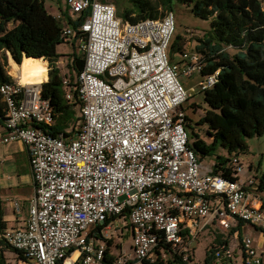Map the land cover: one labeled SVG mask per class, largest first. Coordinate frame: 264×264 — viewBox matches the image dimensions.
Segmentation results:
<instances>
[{
    "label": "built area",
    "instance_id": "2783aa9c",
    "mask_svg": "<svg viewBox=\"0 0 264 264\" xmlns=\"http://www.w3.org/2000/svg\"><path fill=\"white\" fill-rule=\"evenodd\" d=\"M56 17L63 43L84 55L77 79L62 77L82 121L71 135H52L56 114L42 83L1 85L4 142L28 147L34 192L24 225L0 240L33 264H65L72 249L79 253L73 264H168L173 257L188 264L197 237L213 230L222 235L211 249L214 264H239L236 256L264 264L257 239L244 231L264 234L259 182L238 155L215 173L216 162L203 165L190 147L189 92L180 76L202 75L205 62L197 51L184 53L182 64L170 61L173 11L129 23L117 17L115 0H67ZM219 75H202L199 89L212 88ZM13 205L19 212V201ZM125 217L131 245L114 255L107 233Z\"/></svg>",
    "mask_w": 264,
    "mask_h": 264
},
{
    "label": "trees",
    "instance_id": "16d2710c",
    "mask_svg": "<svg viewBox=\"0 0 264 264\" xmlns=\"http://www.w3.org/2000/svg\"><path fill=\"white\" fill-rule=\"evenodd\" d=\"M120 16L123 22L138 23L146 19L162 18L173 11L176 2L191 5L195 15L212 20V33L204 36L197 47L205 62L202 75L220 70L218 82L203 92L207 105L198 123L207 125L211 142L194 134L190 147L200 157L214 154L218 148L229 152L243 150L246 140L264 136V0H129ZM83 18L76 21L80 25ZM0 87L13 82L9 74V56L17 64L35 66L34 82L46 72L38 69L42 62L48 73V81L42 84V96L50 101L56 114L55 125L48 128L52 135L73 134L82 121L79 108L66 101L61 70L57 66L60 54L55 45L62 44L60 21L46 9L44 0H0ZM181 36L173 41L171 50L180 51ZM178 46V47H177ZM237 53L231 54L229 49ZM25 58V59H24ZM32 61V62H31ZM36 61V62H35ZM48 62V68L47 63ZM23 63V64H22ZM73 74L78 75L84 60L76 53L70 64ZM13 78H12V77ZM6 107L0 93V122L5 119ZM73 129L68 130L70 127ZM68 130V131H67ZM228 160L218 156L214 172L224 169ZM259 190H264V174L259 178ZM0 203V230L6 228ZM111 245V241H108ZM5 251L22 253L0 240V264H7ZM75 249L70 250L69 256ZM109 254V248L107 250ZM108 262L113 257L107 256ZM210 250L203 264L213 262ZM168 264H187L173 257Z\"/></svg>",
    "mask_w": 264,
    "mask_h": 264
},
{
    "label": "rangeland",
    "instance_id": "374dc122",
    "mask_svg": "<svg viewBox=\"0 0 264 264\" xmlns=\"http://www.w3.org/2000/svg\"><path fill=\"white\" fill-rule=\"evenodd\" d=\"M66 2L67 0H44L46 9L52 15L64 14L66 11ZM115 4L117 7L118 16L121 14L125 7H131V3L129 0H115ZM173 13L175 16V23H176V31L174 34V40L177 42L178 36H185L186 40H199V36H206L207 38L210 37L212 33V20L211 19H202L199 16L195 15L191 9V5L189 4H182L176 2L173 6ZM2 24L0 25V27ZM188 30L192 32V35L188 34ZM56 52L61 55L59 58V62L57 66L61 70V74L63 76L72 73L70 64L74 59V53H76L81 58L84 57L81 50L77 47H73L69 44L62 43L59 45H55ZM231 54L237 53L235 49H229ZM172 50L171 47L168 49V57L171 61ZM13 59L9 56V64H11ZM47 68H48V62ZM43 66V64H42ZM17 65V63H13L12 66L9 65V74L11 75L12 68H16L20 73V78L26 73L30 72L32 67L28 65L26 67H21ZM44 66L42 69H39L40 72H43ZM46 70V69H45ZM49 74V68H48ZM48 74L46 76H48ZM12 77V76H11ZM74 80L77 79L76 74H73ZM13 78V77H12ZM25 80V79H24ZM47 77L41 76L39 79H36V82L33 84H40L42 82H46ZM199 80L198 76H194L193 78H187L185 76H180L181 84L187 88L186 83H190L192 86H195ZM14 81V79H13ZM26 82L27 79L25 80ZM32 83V82H31ZM43 84V83H42ZM189 92V99L183 105L186 113L188 115L187 125H188V134L189 139L191 142L195 140V136L193 133L198 134L200 138L209 141V138L206 134L208 127L204 123H198L199 120L204 116L205 110L207 109V105L203 100V92L199 89V86L196 88V91ZM73 129L71 126L68 130ZM67 130V131H68ZM247 147L243 150H236L234 152H229L227 149L218 148L217 151L208 156L201 157L203 163L208 164L211 162H216L218 156L229 160L233 155H238V158L243 163L246 170L249 172L251 176H254L259 182V178L264 174V136H253L246 140ZM228 162V161H227ZM257 195L264 200V190H258ZM22 208L24 210V214L27 216V208L28 204H23ZM122 225L121 229H112L107 233L109 237L108 240L111 241L110 251L113 252L115 255H118L121 249L128 250L131 245V231H130V224L128 218L125 217L121 220ZM121 224V223H120ZM9 224L8 226H11ZM1 233V230H0ZM259 233H252L251 236L257 238ZM260 234H262L260 232ZM222 235L218 232H214L213 230L201 234L197 237L194 242L193 247L194 249L191 250V261L188 264H203L205 258L207 257L208 252L220 241ZM263 241V240H262ZM17 258V257H16ZM237 261L241 264L239 256H236ZM7 264H12L10 259L6 256ZM211 264H214L213 262Z\"/></svg>",
    "mask_w": 264,
    "mask_h": 264
},
{
    "label": "crops",
    "instance_id": "0c3cea01",
    "mask_svg": "<svg viewBox=\"0 0 264 264\" xmlns=\"http://www.w3.org/2000/svg\"><path fill=\"white\" fill-rule=\"evenodd\" d=\"M198 38L199 40L198 39L197 40H192V39L186 40L185 36H181L178 46H180L182 49L180 51H172L171 62L174 64H182V59H183L182 55L184 53H191L193 51H197V47L200 45V41L204 39V36L200 35ZM173 41H174V36L172 38L170 47H172ZM40 60L41 62H36V61L35 62L39 63L41 65L39 69H42L44 64L42 62V59ZM13 63L15 62L13 61L9 65L12 66ZM30 65L32 67L30 72H32L35 66L33 65V63H31ZM45 69L44 71L46 72V75H47L48 73ZM11 75L15 78L16 81H21V82H24L25 84L35 83L34 74H33L32 83L26 82L23 78H20L18 72H15L13 69L11 71ZM194 76L199 77V80L195 86H192L189 82L186 83L187 85L186 89L190 90L191 92L196 91L198 84L202 80L201 74L197 73ZM46 77H47L46 81H48V76ZM5 138H6V132L4 129V120H2L0 122V203H1V209L4 212L3 220L4 222H6L7 225L5 229L1 230V232H3L4 230L18 228L24 225L26 219L28 218V208H27V216L23 215L24 210L22 208V205L28 204L29 206V199L34 192L33 177H32L31 165H30V154H29L28 147L20 140L4 142ZM205 141L211 142V139H209V141L208 140H205ZM201 162L205 166H208L214 163V162H211V163L205 164L203 163L202 159H201ZM15 201H19L21 205L19 212H16L14 208L13 203ZM9 224H12V225L8 226ZM244 231H246L248 234H252L256 232L259 233L257 235L258 236V240H257L258 247L260 248L262 252H264V234L262 232H261L262 234H260L259 230L251 229L248 227H246ZM73 253L70 254L68 259L73 256ZM4 254H5V258L7 256L10 259V262H12V264H33V262L26 259L25 256H23V254H21L22 257L19 254L15 252H11V251H5ZM78 257H79V254L77 258L74 259L70 264H73L75 261H77ZM65 264H68V262Z\"/></svg>",
    "mask_w": 264,
    "mask_h": 264
},
{
    "label": "bare ground",
    "instance_id": "6f19581e",
    "mask_svg": "<svg viewBox=\"0 0 264 264\" xmlns=\"http://www.w3.org/2000/svg\"><path fill=\"white\" fill-rule=\"evenodd\" d=\"M15 72H18V70L16 69V68H12ZM18 74H19V76H20V73L18 72ZM22 78V77H21ZM23 79H27V81L28 82H33V79H32V74H31V72H28V73H26V75H24L23 76ZM16 81V80H15ZM16 82H18V83H20V84H23V85H34V84H25L24 82H21V81H16ZM78 251H76V252H74L73 253V256L71 257V258H69L68 260H67V262H68V264H70L74 259H76L77 258V256H78Z\"/></svg>",
    "mask_w": 264,
    "mask_h": 264
}]
</instances>
